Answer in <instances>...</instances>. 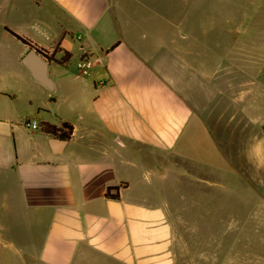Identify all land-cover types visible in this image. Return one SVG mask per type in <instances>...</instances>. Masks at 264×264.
<instances>
[{"label": "crops", "instance_id": "1", "mask_svg": "<svg viewBox=\"0 0 264 264\" xmlns=\"http://www.w3.org/2000/svg\"><path fill=\"white\" fill-rule=\"evenodd\" d=\"M26 1L0 34V264H177L190 215L223 223L211 263L264 264V86L234 83L240 72L264 85L250 74L264 66L169 32L160 0ZM31 49L52 88L24 64ZM216 104L238 124L223 144Z\"/></svg>", "mask_w": 264, "mask_h": 264}, {"label": "rangeland", "instance_id": "2", "mask_svg": "<svg viewBox=\"0 0 264 264\" xmlns=\"http://www.w3.org/2000/svg\"><path fill=\"white\" fill-rule=\"evenodd\" d=\"M162 11L168 16L169 32H180L194 34L196 41L200 43L202 52L205 47L216 45L220 49V45L224 47H232V55L224 57L227 62L246 64L247 66L262 67L264 66V0H160ZM18 3L25 4L26 0H0V34L4 31L3 27L6 21H11L16 16ZM7 5L9 6V20L7 19ZM198 48V47H196ZM246 49V56L237 55L236 49ZM75 57L71 64L78 65L80 62V49L74 50ZM202 54L201 58H204ZM234 83L239 84L248 82L247 93L250 94L254 90L262 89L264 85L261 82L256 84L250 83L253 80L244 77L240 72L234 73ZM262 76L264 72H250ZM254 77V78H255ZM259 79V78H257ZM259 87V88H258ZM261 87V88H260ZM240 87H233V94H236ZM240 93V92H239ZM213 109L210 116L213 117L209 123L214 124V131L217 132L218 139L224 141V131H233L238 127L236 121H227L222 115L224 112ZM239 123V121H238ZM249 130L254 127L249 125ZM225 145H223V148ZM240 153V152H239ZM224 176V173H221ZM190 190L196 188L192 185ZM198 189V188H197ZM201 192H209L213 189L207 185L200 187ZM217 191L224 192L223 187H218ZM220 200L218 201V203ZM223 217H217L218 222ZM194 217L189 216L185 223L177 226L176 249L177 264H216L209 260L212 257L224 255L225 232L221 230L223 223L219 222L210 230L207 225L194 226ZM198 221L199 216L195 217ZM197 223V222H196ZM200 227L202 228L201 230ZM204 228V229H203ZM241 233H236L237 239ZM256 232L246 233L245 238H255Z\"/></svg>", "mask_w": 264, "mask_h": 264}, {"label": "water", "instance_id": "3", "mask_svg": "<svg viewBox=\"0 0 264 264\" xmlns=\"http://www.w3.org/2000/svg\"><path fill=\"white\" fill-rule=\"evenodd\" d=\"M24 64L29 67L34 78L49 88H52L51 79L48 76L49 61L43 58L37 49H31L23 60Z\"/></svg>", "mask_w": 264, "mask_h": 264}, {"label": "trees", "instance_id": "4", "mask_svg": "<svg viewBox=\"0 0 264 264\" xmlns=\"http://www.w3.org/2000/svg\"><path fill=\"white\" fill-rule=\"evenodd\" d=\"M14 35L20 41H22V42H24L26 44L31 45L30 41H28L27 39L21 37L20 35L15 34V33H14ZM70 57H71V54L70 53H66L65 56H64V58L66 60L70 59ZM66 126H68L70 129H72V126L71 125H69L68 123H64V127H66ZM45 129L48 130V132H56L55 130L57 129V127L55 125H51V124L47 123L45 125ZM116 189H117V187H113V186L108 187L107 188V191H106V196L109 197V198H118L119 197L118 193H112V190H116Z\"/></svg>", "mask_w": 264, "mask_h": 264}, {"label": "built area", "instance_id": "5", "mask_svg": "<svg viewBox=\"0 0 264 264\" xmlns=\"http://www.w3.org/2000/svg\"><path fill=\"white\" fill-rule=\"evenodd\" d=\"M24 124L28 129H37L40 126V124L36 120L31 119L25 120Z\"/></svg>", "mask_w": 264, "mask_h": 264}]
</instances>
